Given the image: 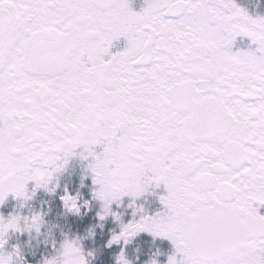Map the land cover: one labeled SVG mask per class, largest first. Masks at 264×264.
<instances>
[{
	"label": "snow or ice",
	"instance_id": "6c2138e0",
	"mask_svg": "<svg viewBox=\"0 0 264 264\" xmlns=\"http://www.w3.org/2000/svg\"><path fill=\"white\" fill-rule=\"evenodd\" d=\"M237 37L255 49L232 51ZM77 154L100 220L163 186V211L109 246L148 232L174 246L168 264H264V17L235 0H0V204L47 188ZM43 223L0 216V264L20 258L3 250L9 231ZM56 256L87 264L79 240Z\"/></svg>",
	"mask_w": 264,
	"mask_h": 264
},
{
	"label": "flooded vegetation",
	"instance_id": "af4514ba",
	"mask_svg": "<svg viewBox=\"0 0 264 264\" xmlns=\"http://www.w3.org/2000/svg\"><path fill=\"white\" fill-rule=\"evenodd\" d=\"M238 7L244 9L247 12V7L244 6V3H240L238 1H235ZM143 3L140 4L139 0H132V5L134 10L139 11L140 8L143 6ZM253 18H256L255 16H252ZM124 40L121 38L120 41L117 42L116 47L113 48V51H116L117 49H122L124 46ZM255 45L251 44V41L247 37H237L236 40L233 42L232 51H247L249 48L255 49ZM75 163H77L75 165ZM90 163V160L83 159L79 154L74 155L68 159L67 164L62 169L61 172L56 173L53 177V180L51 183L47 186V188L41 186L36 187L34 182H29L27 185V191L30 193L31 188H35V195L37 193H41V198L43 197L44 204H41V208L47 207V202L54 197V206L56 209V214L59 215L65 224H67L68 217H67V211L64 207V204L61 201V197L65 194V190L71 192L77 197L79 204L83 208V212H85V217H90L92 214L97 215V213L101 212L102 209V202L99 200H96L93 198V193L96 191L97 186L93 185L92 183V177L90 174V170L88 168V165ZM75 170V174L78 176L71 178L72 173ZM83 177H88L89 182H87L86 185H84L83 188L80 187V179ZM81 177V178H80ZM90 188H92V193L90 195ZM150 192V196H146L147 193ZM48 193L50 196H48ZM165 194L163 186L160 188H156L155 186L150 185L144 193H142L139 197H131V196H124L121 198L119 202H113L111 205V211L118 215L120 219L124 220L125 224H128L129 221L132 219V211L129 209H126L124 207L125 204H127L131 200H136L138 198H141L139 200V203L143 204L145 202V205L147 209L151 211V214L146 216H155L157 213H161L163 211V205L160 202L159 197L161 195ZM78 195V196H77ZM32 196V195H31ZM147 199H146V197ZM44 198L46 200H44ZM146 199V200H145ZM85 202H88L89 209H91V203H93V213L92 211H84L85 207L83 206ZM114 206V207H113ZM260 214H264V206H258ZM31 208H35L34 202L32 200V197L27 200H22L19 198L13 197L11 194L5 199L3 204H0V216H3L4 218H7L9 215H15L19 214L22 217H27L24 215V211L26 209L31 210ZM20 210V211H19ZM34 211L37 213V208ZM139 215V213H138ZM98 216V215H97ZM145 216V215H142ZM113 218L112 215H109L106 218ZM141 218V215L139 217H136L134 220L135 222H138ZM116 229L112 228L111 231H115ZM141 236H143V240L141 241L140 247L141 249H145V247L148 249V247L151 245V248H156L157 250L153 251L151 254L147 252L142 253L141 260L137 261H131V264H151L153 260L156 261V264H168V257L171 256L174 252V246L172 243L161 237H154L148 232H140L138 233ZM32 231L29 233L27 231L22 232H15V231H9V233L6 236V244L4 245V251L12 252L16 248H19L20 250V258L16 259V264H44V261L46 259L51 258L53 255L46 254L45 252L50 251L52 253L53 249H55V245L52 243L50 246H47V244L43 243V240H39V243L37 248H34V245L36 244V241L32 242L31 239ZM151 236V237H150ZM104 241V240H103ZM123 246H126V244L121 240ZM119 244V243H118ZM130 245V248L132 250V242L129 240L127 243V246ZM60 247H56L57 250H59ZM33 251H36V254H32ZM45 251V252H43ZM152 251V250H151ZM106 252V251H105ZM155 253V255L153 254ZM114 254V252H113ZM112 254V255H113ZM154 258L152 260H148V258ZM179 260V257H177Z\"/></svg>",
	"mask_w": 264,
	"mask_h": 264
},
{
	"label": "rangeland",
	"instance_id": "374dc122",
	"mask_svg": "<svg viewBox=\"0 0 264 264\" xmlns=\"http://www.w3.org/2000/svg\"><path fill=\"white\" fill-rule=\"evenodd\" d=\"M240 3H244V6L247 7V13L252 17H264V0H235ZM139 3L142 4L143 0H139ZM77 163H75L76 165ZM71 175V178L76 177L77 175L74 173ZM78 177V176H77ZM82 177V178H81ZM80 178V187L83 188L84 185L89 182L88 177ZM35 188L30 189V193H28L29 197H32L35 208H31V210L26 209L24 215L27 217H31L33 214H36L34 211L37 208V213H40L43 217V225L40 228L39 233L36 231H32V242L36 241L34 248H37L39 240H43V243L50 246V244H54L56 247H60L65 238L70 240H79V244L84 255V258L87 264H116L117 257L120 255L121 250H123L127 259L131 261L141 260L142 253L147 250L149 254L153 251L157 250L156 248H151V245L148 249H141L140 244L143 240V236L137 234L130 238L132 242V250L130 245L123 246L120 241L119 244H113L111 246L108 245V242L112 239L113 235H119L122 231V225L125 224L124 220L113 219V218H105L104 220H100L99 217L95 214H92L89 218L85 217L83 212V208H81V212L79 215H72L71 213H67L68 221L67 224L64 223L63 219L56 214V209L54 206V197L50 201L47 202V207L41 208V204H44L43 197L41 198V193H35ZM70 194L75 196L71 190H69ZM149 192V191H148ZM92 193V188H90V195ZM32 195V196H31ZM150 192L146 194V196H150ZM78 196V195H77ZM145 196V197H146ZM76 197V196H75ZM138 198L136 200H131L127 204L124 205L126 209H130L132 212V220L128 222H135V218L140 215H149L151 211L146 208L145 202L142 204L139 203ZM147 199V197H146ZM145 199V200H146ZM44 200H46L44 198ZM93 203H91V209H89V204L87 203V207H85L84 211H92L93 213ZM113 205V204H111ZM111 207V206H110ZM114 207V206H113ZM112 208V207H111ZM20 211V210H19ZM139 213V215H138ZM108 217V216H107ZM116 229L115 231H111V229ZM151 237V236H150ZM104 240V241H103ZM53 249L52 253L50 251L45 252L46 254L53 256L57 254V249ZM152 250V251H151ZM106 251V252H105ZM114 252V254H113ZM36 251H33V255L36 254ZM113 254V255H112ZM155 255V253H153ZM154 258L149 257L148 260H152Z\"/></svg>",
	"mask_w": 264,
	"mask_h": 264
},
{
	"label": "clouds",
	"instance_id": "9594fccd",
	"mask_svg": "<svg viewBox=\"0 0 264 264\" xmlns=\"http://www.w3.org/2000/svg\"><path fill=\"white\" fill-rule=\"evenodd\" d=\"M34 231H35V229H34ZM49 259H53L54 264H62V258H60L59 256L51 257ZM120 264H131V262L127 259L126 255L124 254L123 258L120 260ZM151 264H156V261L153 260L151 262Z\"/></svg>",
	"mask_w": 264,
	"mask_h": 264
},
{
	"label": "bare ground",
	"instance_id": "6f19581e",
	"mask_svg": "<svg viewBox=\"0 0 264 264\" xmlns=\"http://www.w3.org/2000/svg\"><path fill=\"white\" fill-rule=\"evenodd\" d=\"M68 194H70L69 192H68ZM71 195V194H70ZM73 196V195H72ZM62 201V200H61ZM62 203H63V201H62ZM66 209V208H65ZM67 211V210H66ZM72 215H76V214H73V213H71Z\"/></svg>",
	"mask_w": 264,
	"mask_h": 264
}]
</instances>
